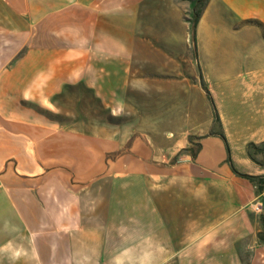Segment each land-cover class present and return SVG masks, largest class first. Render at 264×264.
I'll list each match as a JSON object with an SVG mask.
<instances>
[{
    "label": "crops",
    "instance_id": "obj_1",
    "mask_svg": "<svg viewBox=\"0 0 264 264\" xmlns=\"http://www.w3.org/2000/svg\"><path fill=\"white\" fill-rule=\"evenodd\" d=\"M191 4L0 0V79L24 40L28 102L42 72L41 102L73 119L0 95V264H264V190L210 135L215 107L234 167L264 176L247 150L264 142V0H208L197 53Z\"/></svg>",
    "mask_w": 264,
    "mask_h": 264
},
{
    "label": "rangeland",
    "instance_id": "obj_2",
    "mask_svg": "<svg viewBox=\"0 0 264 264\" xmlns=\"http://www.w3.org/2000/svg\"><path fill=\"white\" fill-rule=\"evenodd\" d=\"M183 4H188V3H192L193 0H178ZM189 10L190 8H188V11H186V13L189 15ZM19 47H20V52L12 57V60L9 62L11 64V67H9L11 70L3 73L2 78L0 79V95L4 96L5 98L7 97L8 102L7 104H9L10 107L14 106L13 102L12 104L10 103L11 101L15 100V101H19L20 103H15L16 106H24V107H31L34 109V111L37 114H41L42 116L49 118L50 120H55V121H65L67 123H70L71 121H73V119L71 118V115L67 114L66 116H60L58 113V109H55L54 105L48 104V103H44L41 102L42 101V87H41V83H42V79H43V74L38 73L35 77V80L31 81L30 83H34V87H35V91L37 92L36 99H39V102L37 101H32V102H28V99H31L29 96L30 94H28L29 91L32 90V88H28L25 86L24 87H20L22 86V84H26L29 76H28V71H27V66L29 64H32L34 59H38V57L33 58L31 56V58L28 59L27 56V46L25 41H19ZM40 58V57H39ZM35 61V63H36ZM17 65L19 66V69L16 70L15 67H17ZM15 70V71H12ZM22 83V84H21ZM40 84V86H39ZM39 86V87H38ZM22 95V97H20ZM11 104V105H10ZM68 107H70V109L75 108V105L72 103L70 105H68ZM81 108L83 110H89L90 109V105L89 104H83L81 105ZM74 111V110H73ZM119 122L122 121V117L118 118ZM260 213V217H264V211L259 212ZM262 213V214H261ZM261 220V218H260ZM262 225V223H261ZM264 235V226L262 225V230H261ZM134 233H132L133 235ZM259 234V233H258ZM259 238V236H258ZM262 241V240H261ZM263 242V241H262ZM249 253L245 252L242 256V259L244 261V264H248V260H249Z\"/></svg>",
    "mask_w": 264,
    "mask_h": 264
},
{
    "label": "trees",
    "instance_id": "obj_3",
    "mask_svg": "<svg viewBox=\"0 0 264 264\" xmlns=\"http://www.w3.org/2000/svg\"><path fill=\"white\" fill-rule=\"evenodd\" d=\"M207 2H208V0H193L192 4L190 6V10H189L190 31H191V36H192V40H193V44H194V48H195L196 53H197V36H196L197 24H198V20L200 19V16H201ZM201 85L205 89V91L208 93V95L210 96V92H209L208 88L206 87V85L203 81H201ZM211 101H212V99H211ZM212 103H213V101H212ZM214 112H215L214 128H212V130L210 131V135L219 136L226 142L227 152H228V163L230 164L232 170L237 175L248 178L249 180H251L253 182H256L258 184V191H260V192L263 191L264 190V176H256V175H249L246 173H242V172H239L234 167L232 160H231V157H230V149H229L226 137L221 130L215 129V126L220 127V118H219L218 112H217L215 107H214ZM193 139L198 140L196 143H194V147H189V148H186L185 150L191 152V154L193 156H196L198 151L201 149V142H200L201 137L191 136L190 140H193ZM247 150H248L249 157L253 161L264 165V159L259 160L257 158V155H262L264 158V142H262L260 144L249 143ZM260 218H261L260 221H261L262 225L264 226V217L261 216ZM261 232L262 231L259 232L258 236H259V239L264 242V235Z\"/></svg>",
    "mask_w": 264,
    "mask_h": 264
},
{
    "label": "built area",
    "instance_id": "obj_4",
    "mask_svg": "<svg viewBox=\"0 0 264 264\" xmlns=\"http://www.w3.org/2000/svg\"><path fill=\"white\" fill-rule=\"evenodd\" d=\"M254 211H256V212H261L262 211V208H263V205H262V203L261 202H255L254 203Z\"/></svg>",
    "mask_w": 264,
    "mask_h": 264
}]
</instances>
